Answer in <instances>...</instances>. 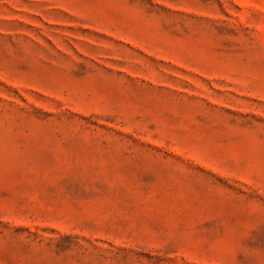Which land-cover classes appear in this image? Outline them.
Here are the masks:
<instances>
[{
  "label": "rangeland",
  "instance_id": "rangeland-1",
  "mask_svg": "<svg viewBox=\"0 0 264 264\" xmlns=\"http://www.w3.org/2000/svg\"><path fill=\"white\" fill-rule=\"evenodd\" d=\"M0 264H264V0H0Z\"/></svg>",
  "mask_w": 264,
  "mask_h": 264
}]
</instances>
